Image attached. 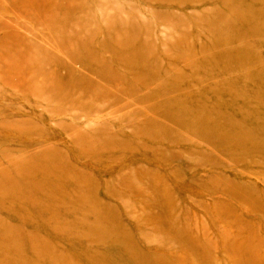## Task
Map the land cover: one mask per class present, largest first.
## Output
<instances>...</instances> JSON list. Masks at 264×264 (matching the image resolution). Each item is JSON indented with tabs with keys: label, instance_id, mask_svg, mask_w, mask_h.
Segmentation results:
<instances>
[{
	"label": "rangeland",
	"instance_id": "rangeland-1",
	"mask_svg": "<svg viewBox=\"0 0 264 264\" xmlns=\"http://www.w3.org/2000/svg\"><path fill=\"white\" fill-rule=\"evenodd\" d=\"M0 264H264V0H0Z\"/></svg>",
	"mask_w": 264,
	"mask_h": 264
},
{
	"label": "bare ground",
	"instance_id": "bare-ground-1",
	"mask_svg": "<svg viewBox=\"0 0 264 264\" xmlns=\"http://www.w3.org/2000/svg\"><path fill=\"white\" fill-rule=\"evenodd\" d=\"M164 105H168V104L164 103ZM173 106H176V105H173ZM173 106H171V107H173ZM181 112H182V111H181ZM181 112H179V113H181Z\"/></svg>",
	"mask_w": 264,
	"mask_h": 264
}]
</instances>
